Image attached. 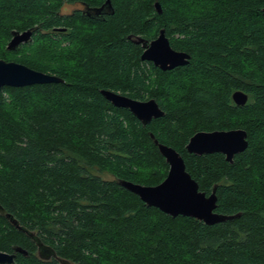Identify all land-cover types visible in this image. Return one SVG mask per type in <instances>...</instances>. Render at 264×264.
I'll list each match as a JSON object with an SVG mask.
<instances>
[{
  "label": "trees",
  "instance_id": "1",
  "mask_svg": "<svg viewBox=\"0 0 264 264\" xmlns=\"http://www.w3.org/2000/svg\"><path fill=\"white\" fill-rule=\"evenodd\" d=\"M106 1L0 0V59L64 81L0 92V252L27 251L15 264H264V0H111L114 13L95 19L62 12ZM28 30L33 40L8 51L13 32ZM161 30L187 66L164 72L141 59L129 37L152 42ZM102 90L153 99L165 116L144 126ZM236 129L249 147L232 164L187 152L198 132ZM151 135L184 158L200 191L217 187L218 213L237 217L173 218L120 186L166 179ZM8 214L55 256L34 255V237Z\"/></svg>",
  "mask_w": 264,
  "mask_h": 264
},
{
  "label": "water",
  "instance_id": "2",
  "mask_svg": "<svg viewBox=\"0 0 264 264\" xmlns=\"http://www.w3.org/2000/svg\"><path fill=\"white\" fill-rule=\"evenodd\" d=\"M155 8L159 14L162 13V6L158 1L155 3ZM106 9L109 10V15L114 13L111 0H107L102 7L95 10L98 12L97 14H100L104 13ZM34 35V30L13 32L12 39L7 46L8 51H15L22 45L31 42ZM129 38L135 44L142 45L144 52L141 59L143 61L152 63L164 72L187 66L190 62V55L172 48L165 30H161L159 36L152 42H147L141 37L133 39L130 36ZM63 82L55 75L31 69L20 63L0 59V92L5 87L24 88ZM101 93L113 106L129 110L144 126L165 116L164 111L153 99L139 101L110 90H102ZM232 99L237 106H245L249 101V96L242 91H236L232 95ZM151 138L169 165L166 179L157 186H144L121 180L119 181L120 186L138 196L149 208H156L173 218L180 216L194 218L207 226H214L237 217L218 213L217 187L210 195L200 191L199 184L187 171L184 158L174 148L161 144L154 135H151ZM248 147L247 132L236 129L198 132L191 137L186 149L189 154L197 156L222 154L226 161L232 164L235 156L244 153ZM6 218L15 228L29 234L32 238L34 237L41 253L50 252L52 256H55L53 250L46 248L37 239L36 233L30 234L12 215L8 214ZM17 253L28 254L23 249H16L13 254L0 252V264H15Z\"/></svg>",
  "mask_w": 264,
  "mask_h": 264
},
{
  "label": "flooded vegetation",
  "instance_id": "3",
  "mask_svg": "<svg viewBox=\"0 0 264 264\" xmlns=\"http://www.w3.org/2000/svg\"><path fill=\"white\" fill-rule=\"evenodd\" d=\"M73 6V9L71 10V12H68V13H64L65 15H73L74 14V12L75 11H82V12H84L87 16H89V17H91V18H99V17H102V16H107L108 14H109V10L108 9H106L105 11H104V13H100V14H97L98 12L95 10V8L94 9H90V8H85V6L84 5H81V4H77V5H72ZM98 7H96V9H97ZM100 8V7H99ZM44 245V244H43ZM45 246V245H44ZM46 248H50L49 246H45ZM51 249V248H50ZM50 249H48V250H50ZM34 250H35V252H34V255H36V256H38L39 258H41V259H43L44 258V260H46L47 262L53 257L52 255H51V253L50 252H40L39 251V247H38V244H34ZM52 250V249H51ZM18 254H20V253H18ZM43 258H42V257Z\"/></svg>",
  "mask_w": 264,
  "mask_h": 264
},
{
  "label": "rangeland",
  "instance_id": "4",
  "mask_svg": "<svg viewBox=\"0 0 264 264\" xmlns=\"http://www.w3.org/2000/svg\"><path fill=\"white\" fill-rule=\"evenodd\" d=\"M73 9V6L72 5H65L62 9V12L63 13H68V12H71V10ZM9 44V43H8ZM8 46V45H7Z\"/></svg>",
  "mask_w": 264,
  "mask_h": 264
}]
</instances>
